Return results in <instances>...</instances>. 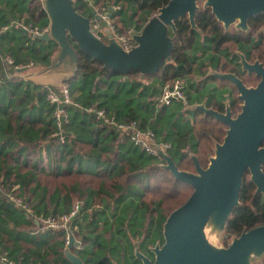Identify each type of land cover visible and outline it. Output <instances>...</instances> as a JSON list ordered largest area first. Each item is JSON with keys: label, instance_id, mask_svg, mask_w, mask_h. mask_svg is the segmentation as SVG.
<instances>
[{"label": "trees", "instance_id": "obj_1", "mask_svg": "<svg viewBox=\"0 0 264 264\" xmlns=\"http://www.w3.org/2000/svg\"><path fill=\"white\" fill-rule=\"evenodd\" d=\"M44 1L0 0V26L16 19L23 25L46 27L49 20L43 10ZM93 1L92 9L85 12L87 2L74 0V9L92 20L95 8L119 7L111 15L112 26L134 47L132 35L139 33L170 0ZM195 26L198 30L191 28L186 17L175 22L176 32H169L174 46L171 61H163L158 72L145 77L135 70L125 76L117 74L80 51L68 37L76 50L77 63L67 80L69 84L65 82L72 100L82 108L104 110L119 124L135 123L142 130H150L156 144L168 145L165 152L178 169L190 172L195 171L191 154L195 153L205 168L214 154L215 143H221L226 136L227 127L192 108L177 114L180 118L184 112L192 122L186 131H178L179 124L174 123L166 132L162 120L170 106L159 109L156 121L149 123L161 88L174 78L191 81L198 74L197 86L191 81L190 92L185 91L189 104L196 101L190 97L191 92L199 88L205 93L208 83L214 82L217 88L206 91V107L224 113L225 108L214 93L229 87L231 115L236 117L242 104L237 91L230 81L209 75L210 65L216 72L234 74L248 87L260 81L254 74L241 73L234 65L239 60L236 52L244 55L253 36L225 30L210 9L197 13ZM29 36L20 26L0 35V43L7 42V53L14 63H6L12 70L10 76L0 78V255L14 264H68L63 257L66 231L43 232L34 218H60L72 211L76 201H82L83 206L72 220L79 227L74 234L82 248L77 251L74 247L71 253L82 264H113L115 258L122 264H140L133 256L135 247L145 255L155 243L162 246L163 222L189 198L193 189L160 166L165 159L158 153L135 146L128 133H118L86 111L66 107V128L80 130L69 136L65 128L64 144L53 137L56 126L53 108L46 102V89L20 82L17 76L21 70L15 67L28 59L47 67L58 49L53 41L44 43ZM101 39L107 42L104 36ZM254 40L255 50L250 49L246 60L259 59L264 63V37ZM192 50L195 53L190 54ZM206 54L209 65L199 62V55ZM0 55H6L4 50L0 49ZM241 187L239 204L226 223L221 241L224 248L244 230L264 225V197L255 195L248 169ZM7 194L23 198L32 209V216L10 202ZM255 264H264V259Z\"/></svg>", "mask_w": 264, "mask_h": 264}, {"label": "water", "instance_id": "obj_2", "mask_svg": "<svg viewBox=\"0 0 264 264\" xmlns=\"http://www.w3.org/2000/svg\"><path fill=\"white\" fill-rule=\"evenodd\" d=\"M198 2L203 3V9H211L225 30L231 25L237 30H248L247 19L264 13V0H171L158 9L139 33L132 35L135 46L126 51L111 30L106 31V43L99 38L91 27V20L74 9V0H45L43 10L49 18V32L38 39L44 43L53 41L58 49L48 70L60 69L63 65L75 69L77 54L69 37L80 51L117 74L125 76L132 70L139 71L141 77L155 74L163 61H171L174 46L169 32H176L175 22L187 16L191 28L198 30L195 26L200 10ZM237 57L241 72L254 74L260 81L248 87L232 73H209L220 81H230L242 104L236 117H232L229 104L225 105L224 113L205 104L195 106V110L227 127L223 141L215 143L207 166L203 168L193 153L195 171L180 170L161 147L156 149L165 159L160 166L190 184L193 192L163 222V245L156 244L150 251L152 261L135 248L133 256L140 264H255L264 259V225L244 230L227 247L221 246L227 220L239 204L247 169L256 187L255 195L264 197V63H250L242 53H237ZM72 239L70 235L63 257L68 264H82L71 253L75 247Z\"/></svg>", "mask_w": 264, "mask_h": 264}, {"label": "built area", "instance_id": "obj_3", "mask_svg": "<svg viewBox=\"0 0 264 264\" xmlns=\"http://www.w3.org/2000/svg\"><path fill=\"white\" fill-rule=\"evenodd\" d=\"M93 12L95 14L93 13V19L91 20V27L99 38L102 36H105L102 30V27L99 26L100 22H105L106 26L108 27L109 30H111V32L114 35L115 40L117 41V43L121 45V47H123L126 51H130L133 48V46L129 45L128 40L125 36H122L119 34L117 35L115 29L112 26V21L110 19L111 17L108 16V12H106V10L104 9L95 10L94 9ZM9 27L7 26L3 27L0 30V35L6 32ZM22 30L26 33H29L33 39L42 37L46 35V33L49 32L48 29H40L31 24L22 26ZM7 61L11 65L12 60L8 59ZM24 65L18 64L16 65L15 68L21 70L23 69ZM186 87H187V84L185 80L179 77L174 78L170 83L165 84L161 88V92L157 98L155 108L158 110V109H162L163 107H169L173 105L175 102L188 105V100L185 96ZM46 102H48L53 108L52 117H53V121L56 126V131L53 134V137L58 138L61 144H64L66 142L65 128H66V125H68L69 121H68V115L65 112V110H66V107L70 106L77 110H80V111L83 110L89 114L95 115L96 120H99L101 122L103 121V123L106 126L114 128L118 133L126 132L130 130L131 132H129L128 134H129L131 141L133 142L135 146L141 147L145 149L146 151H148L149 153L157 154L156 149L157 147H159V145L155 147L156 145L155 138L152 137V133L150 130L148 129L142 130L139 126L137 127L135 123H133L130 126H126L125 124H122V123L119 124L116 122L114 118L107 116L104 110L97 111L92 108H87V109L82 108L79 104H77L76 102L72 100L69 87L66 84H65V87L62 88L61 92L56 91L54 88L47 87L46 88ZM148 138H149V141L152 140L154 142V145L148 142ZM164 147H168V145H164ZM12 197H13L12 200L15 202L17 206L22 208L24 211H27V213L30 216H32L33 211L29 207L28 203L23 198L15 196V195ZM79 207H80L79 205L76 206V208H79ZM75 213L76 211H72L60 217L59 219L63 222L61 224V227L65 226V224L69 222L70 218H72L75 215ZM55 219L56 217H51V216L48 218L39 217V218H35V222L40 225V228H41L40 230L44 232V231L51 230V227H53V222H55L54 221ZM69 237H70V233L66 234V239L64 241V247L68 245ZM75 249L80 251L81 246L78 243H76ZM0 264H14V263L10 260H7L5 256L0 255ZM46 264H52V263H46Z\"/></svg>", "mask_w": 264, "mask_h": 264}, {"label": "crops", "instance_id": "obj_4", "mask_svg": "<svg viewBox=\"0 0 264 264\" xmlns=\"http://www.w3.org/2000/svg\"><path fill=\"white\" fill-rule=\"evenodd\" d=\"M85 2H88L87 4L90 6V2H89V0H84ZM90 1H92V3H91V5H92V7H93V0H90ZM86 4V7H85V12L86 11H88V10H90V8L88 7V5ZM108 9L106 10V12H108V14H111L112 15V13L114 12V10H117L119 7H117V8H113V7H107ZM110 8H111V10H110ZM100 9V8H99ZM99 9H97V8H95V10H99ZM104 9V8H103ZM105 10V9H104ZM111 17V16H110ZM48 20H49V18H48ZM21 21H19V20H16V19H13V20H11L10 22H9V24H7V25H3V26H0V30L3 28V27H5V26H7V27H9L8 28V30L6 31V32H4L3 34H5V33H10V29L11 28H13V27H18V26H20L21 28H22V26H25V25H23V23L21 24L20 23ZM29 24H31V25H33V26H36V27H38V28H40L38 25H36V24H32V23H29ZM100 24H102L101 25V27H102V30H103V33L105 34V38L107 39V37H106V31L107 30H109L108 29V27L106 26V23L105 22H100ZM48 27H49V22H48V25L46 26V27H42V29H48ZM41 29V28H40ZM103 35V34H102ZM29 38L31 39V40H35V39H38V38H35V39H33L32 37H31V35L29 36ZM39 40V39H38ZM48 42V41H47ZM8 47H9V45L7 44V42H1L0 43V49H2V50H4V53L6 54V55H4V57H2L1 55H0V78L2 77V76H4V75H6L7 74V77H9L10 76V74H11V67H9L7 64H8V59H11V60H13L10 56H9V54L7 53V49H8ZM56 55H57V52L55 53V55L53 56V58H52V60H51V63H52V61L54 60V58L56 57ZM214 55H217V54H214ZM208 58H209V56H207L206 58H204V59H206L205 61L206 62H208ZM29 61H31V63H33V67H35L37 70L36 71H32V73L30 72V74H27V72H28V69L29 68H25V69H22L20 72H19V74H18V76H17V78H18V80H20V82H22V83H30L31 85H35V86H37V87H42V88H44V89H46L47 87H51V88H54L56 91H59V90H61V88L63 87V86H65V82H67V80H68V78L74 73V68H70V67H67L66 65H63L60 69H54V70H48V68H49V66H50V64L47 66V67H44L43 66V64L41 63V62H39V61H34V60H30V59H28ZM7 63V64H6ZM11 64H14L13 63V61H12V63ZM19 64H25L26 65V60H24V62H22V63H19ZM10 65V64H9ZM18 65V64H17ZM206 65H208V64H206ZM210 71H209V73L211 72V71H215V70H213L214 69V67L212 66V65H210ZM13 75V74H12ZM199 76H198V78L196 77V76H194V78L191 80V81H193L195 84H196V86H197V84H198V82H199ZM185 80V79H184ZM69 82V81H68ZM67 82V83H68ZM69 84V83H68ZM209 84V83H208ZM210 84H211V87H212V89L214 88V87H216L217 88V85L214 83V82H210ZM205 88H209L208 87V85L205 87ZM218 92H216L215 94H216V96H215V98L216 99H218V94H217ZM230 94H231V91L229 92ZM191 94V98H193V99H195L196 101L194 102V103H192L191 102V104H189V101H188V105H184V104H182V103H177V102H175L174 104H178L180 107H183V111L185 110V109H188V110H190V111H192V108H195V106L196 105H198V104H205L206 105V101L208 100V99H204L205 98V96L204 95H206L207 96V94H203V91L201 90V89H199L198 88V91L196 90V91H194V92H191L190 93ZM229 94V95H230ZM76 95H79L78 93L76 94ZM75 96V95H74ZM219 100V99H218ZM174 104L173 105H171L170 106V108L172 107V106H174ZM170 108H168V109H170ZM167 109V110H168ZM154 111H155V114H153V116L152 117H150V119L148 118V122L150 123L151 121H156V116H157V113H158V111H159V109L157 110L156 108H155V106H154ZM169 111V110H168ZM168 111H167V113H166V115L167 116H164V119L162 120V123H163V126L165 127V130H166V132H168L169 130H170V127H171V125H173L174 123L175 124H179V126H177L178 127V131H184V127H187V126H191L192 125V122H190L189 120H186V121H188L189 123H187V124H184L183 123V120L184 119H189V117H187V115L186 114H184V112H183V116L181 117L182 119L181 120H179L180 118H179V116L177 115V114H181L182 112L179 110V109H176L174 112H172V113H169L168 114ZM139 114H141V115H143L144 116V114H143V112H141V111H139ZM176 115L175 116V118L173 119V115ZM186 118H185V117ZM181 121V122H180ZM80 130V128H75V127H70V128H66V135H69V136H71V135H73L75 132H78ZM186 130H187V128H186ZM185 130V131H186ZM162 148V147H161ZM163 150L165 151V149L163 148ZM35 264H39V261H37V262H35Z\"/></svg>", "mask_w": 264, "mask_h": 264}, {"label": "rangeland", "instance_id": "obj_5", "mask_svg": "<svg viewBox=\"0 0 264 264\" xmlns=\"http://www.w3.org/2000/svg\"><path fill=\"white\" fill-rule=\"evenodd\" d=\"M89 2H90V6L88 5V7L90 8V9H92V5H91V3H92V1H90L89 0ZM88 3V2H87ZM102 21V20H101ZM102 24H100L99 26H101ZM202 48V47H201ZM203 49V48H202ZM192 52L193 53H195L193 50L192 51H190V54H192ZM202 53V52H201ZM207 56H209V54H206V55H204V56H201V55H199V62L200 63H202L203 65H206V64H208L209 65V63L208 62H206L205 60L206 59H204V58H206ZM237 56V55H236ZM13 61V60H12ZM8 65H9V62H8ZM24 65V64H23ZM234 65L238 68V69H240L241 67H240V62H239V60H235L234 61ZM28 66V67H27ZM25 68H29L28 69V72H27V74H30V72L32 73V71H36L37 69L35 68V67H33V63H31V61H26V65H24V67H23V69H25ZM22 70V69H21ZM241 70V69H240ZM194 76H196L197 78H198V74H195ZM185 82H186V84H187V87H186V90L185 91H187V93L188 92H190V88H189V86H191V84H192V82L190 81V80H188V79H185ZM65 86H63L62 88H64ZM208 87L209 88H206L207 90V92L209 91V89L211 90L212 89V87H211V84H210V82H209V84H208ZM62 88H61V90H62ZM214 88H216V87H214ZM61 90H59L58 92H61ZM206 91H205V93H203V94H206ZM219 91V94H218V99H219V101H220V103L221 104H223V107H225V105L226 104H229L230 103V98H231V94L229 93L231 90H230V88L228 87L227 89H222V90H218ZM215 94V93H214ZM230 94V95H229ZM205 96V98L204 99H208L209 98V96H208V94H207V96L206 95H204ZM214 96H216V94L214 95ZM207 102V101H206ZM176 109H179L181 112H182V107H180L178 104H174V106H172L170 109H169V111H168V114L169 113H172V112H174ZM185 117V116H184ZM180 118H181V116H180ZM186 118V117H185ZM182 119V118H181ZM186 120H188L187 118L186 119H184L183 120V123L184 124H187V121ZM191 122V121H190ZM185 129H184V131L186 130V128L187 127H184ZM129 132H131L130 130H128V131H126L125 133H129ZM148 142L149 143H152L153 145H154V142L152 141V140H150L149 141V138H148ZM159 144L157 143L156 145H155V147H157ZM159 147H163L164 149H165V147L162 145V146H160L159 145ZM7 198H8V200L10 201V202H12L13 204H15V202L12 200L13 199V197L11 196V195H8L7 194ZM16 205V204H15ZM83 206V202L82 201H76L75 203H74V207H73V209H72V211H76V213H75V215L72 217V218H70V220H69V222L68 223H66L65 224V226H63V227H61V224L63 223L59 218H56L54 221L55 222H53V227H51V229H64L65 231H66V234H68V233H70V235L71 236H73V239H72V242L74 243V244H76V243H78V241L77 240H75V238H76V236H75V234H74V232H77L78 231V229H79V227L77 226V225H75L74 223H72V220H73V218L77 215V212L80 210L79 208H76V206ZM17 206V205H16ZM21 206V205H20ZM17 207H19V206H17ZM30 207V206H29ZM20 208V207H19ZM71 211V212H72ZM26 213H27V211H26ZM70 213V212H69ZM28 214V213H27ZM29 215V214H28ZM78 219H80L81 217L79 216V217H77ZM35 219V218H34ZM82 220V219H81ZM80 220V221H81ZM36 223V222H35ZM36 226H37V228L40 230L41 228H40V225L39 224H37L36 223ZM79 245H80V243H78ZM157 243H155V245H156ZM134 245V244H133ZM66 248V247H65ZM81 248H82V246H81ZM136 248V247H135ZM153 249V248H152ZM151 249V250H152ZM135 250V249H134ZM78 251V250H77ZM80 258H82V260L84 261V259H83V256L81 255L80 256ZM114 261L115 262H113V264H122V263H120V261H118V260H116V258L114 259ZM116 262H118V263H116ZM129 264H132V263H129Z\"/></svg>", "mask_w": 264, "mask_h": 264}, {"label": "flooded vegetation", "instance_id": "obj_6", "mask_svg": "<svg viewBox=\"0 0 264 264\" xmlns=\"http://www.w3.org/2000/svg\"><path fill=\"white\" fill-rule=\"evenodd\" d=\"M171 2V0L168 2V4ZM167 4V5H168ZM166 5V6H167ZM164 7V6H163ZM198 7H199V9L201 10V9H203V3L202 2H198ZM207 9H209V8H207ZM207 9H203L204 11H207ZM199 10V11H200ZM198 11V12H199ZM210 11H211V9H210ZM197 12V13H198ZM212 13V12H211ZM263 14L264 13H261L260 15H256V16H253V17H250V18H248L247 19V26H248V30H244V31H242V30H237V29H235V26L234 25H231L230 26V28L228 29V30H231V29H233V30H235V31H237V32H241V33H245V34H247V35H251V36H253L252 37V39H251V41H250V43H249V45H246L245 46V48H244V52H245V54L244 55H248V57H246V58H249L250 56H249V54H250V52L252 51H250V49L251 48H253V50H255V47H256V42H255V44H254V39L255 38H258V37H264V32L262 31L263 29H264V16H263ZM197 16V15H196ZM184 17H186L187 19H188V17L187 16H184ZM183 18V17H182ZM260 23H262V25H260ZM255 37V38H254ZM255 52H257V50L255 51ZM237 53H240V52H236V55H237ZM255 61H258V62H260L259 61V59H255V60H253V62H250V63H255ZM261 63V62H260ZM263 64V63H262ZM241 67V66H240ZM241 69V68H240ZM239 69V70H240ZM240 72H241V70H240ZM241 73H243V72H241ZM245 74L247 75V72H245ZM243 75V74H242ZM248 76H250V75H248ZM252 87V86H251ZM150 251H151V249L149 250V253H145V255L144 256H146L150 261H152V255L150 254Z\"/></svg>", "mask_w": 264, "mask_h": 264}]
</instances>
